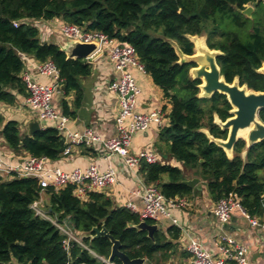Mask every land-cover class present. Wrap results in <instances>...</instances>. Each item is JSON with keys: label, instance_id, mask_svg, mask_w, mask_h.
<instances>
[{"label": "trees", "instance_id": "trees-1", "mask_svg": "<svg viewBox=\"0 0 264 264\" xmlns=\"http://www.w3.org/2000/svg\"><path fill=\"white\" fill-rule=\"evenodd\" d=\"M247 6L253 8L249 17L241 13ZM32 19H60L131 45L144 72L170 105L168 125L159 131L160 143L174 159L194 170L213 202L232 193L248 216H264V140L249 148L238 140L231 159L209 141L202 129L215 139L227 138V131L214 118L224 122L231 117L232 108L219 93L197 97L201 81L189 76L195 65L178 64L170 44L175 43L182 54L192 55L188 36H204L206 46L220 52L215 60L226 83L237 78L240 85L264 92V75L258 72L264 63V0H0V102L13 105L16 95H28L21 80L23 54L38 62L51 60L64 95L73 93L77 107L82 99L79 79L90 75V64L67 59L59 46L41 42L38 29L26 23ZM63 114L73 115L65 103ZM258 118L264 123V109ZM0 136L16 155L54 160L62 156L58 150L65 148L54 127L22 135L16 121L4 122L1 115ZM139 171L167 199L189 198L196 192L182 183L186 180L182 172L169 164L142 162ZM73 191L68 185L44 192L49 196V214L66 222L75 234L86 236L93 227L104 225L128 258L155 264L166 261L175 248L178 229L156 230L150 239L146 231L134 227L141 222L138 214L115 207L102 192H91L80 200ZM40 194L34 179L0 178V264H104L74 241L64 249L65 237L30 209ZM82 244L97 256L108 258L110 254L111 244L104 237H85ZM113 263L121 264L116 259Z\"/></svg>", "mask_w": 264, "mask_h": 264}, {"label": "built area", "instance_id": "built-area-1", "mask_svg": "<svg viewBox=\"0 0 264 264\" xmlns=\"http://www.w3.org/2000/svg\"><path fill=\"white\" fill-rule=\"evenodd\" d=\"M13 25L17 26V23ZM56 38L60 40L61 44L65 42L95 44V52L86 61L101 54H107L110 58L114 70L118 73V77L108 85V91L115 94L118 99L119 109L115 118L116 135L101 140L90 128H86L82 132H73L67 128V117L58 113L52 106L53 94L58 89L61 80L59 72L51 60L33 65L38 74L52 79L51 85L37 84L30 79L28 73H21V80L28 93L25 104L32 110L37 111L40 121L53 122V127L59 132L65 144L62 156H68L75 146L100 142L107 159L115 155L122 160L128 171L139 182V189L132 192V195L142 202L143 208L139 216L141 221L156 222L160 217L170 218L168 209L180 206L182 202L177 198H165L156 186L147 184L139 172L142 162L155 164L159 162L158 157L152 151L142 150L137 154L130 151L132 137L135 133L147 130L151 124L161 129L164 121V114L159 109L148 113L136 111L137 97L141 90L127 68L134 67L142 73L145 72L138 61L135 49L131 45L120 44L101 32L86 30L62 21L57 26ZM39 39L43 41L40 33ZM20 56L23 61L26 60V55L20 54ZM3 143L4 141L0 136V146ZM47 160L45 157H33L27 154L18 162L11 163L0 156V178L4 180L12 178L34 179L37 181L41 193L47 189L58 191L70 185L74 187V195L80 200H86L89 193L102 192V190L116 182L115 170L111 166H108L104 172H99L94 165L65 172L57 167L48 166L46 164ZM41 207L40 197L30 205V209L35 216L50 222L65 237L63 240L65 250L68 249L69 243L74 241L104 264H114L109 262L107 258L97 256L88 249L82 244L81 239H78V236L82 235L75 234L66 222H60L56 216L49 214V209L46 208L43 211ZM126 208L135 213L133 204L127 203ZM234 209L239 210L251 226L264 230V223L259 222L255 217L248 216L232 193L216 202L213 216L220 224H227ZM171 222L174 226H178L176 220L171 219ZM185 251L190 256L188 264H253L249 260L248 249L236 243L232 238L225 236L221 238V244L218 247L220 256L218 257L213 256L201 242L193 238L189 239Z\"/></svg>", "mask_w": 264, "mask_h": 264}, {"label": "crops", "instance_id": "crops-1", "mask_svg": "<svg viewBox=\"0 0 264 264\" xmlns=\"http://www.w3.org/2000/svg\"><path fill=\"white\" fill-rule=\"evenodd\" d=\"M60 22V19L40 20L38 26H35L43 40L40 41L46 43L51 41V43L60 46V40L56 38L57 26ZM87 62L91 66V71L89 76L79 79L82 90L80 105L74 107V94L64 95L60 82L58 89L53 94L52 106L58 113L63 114V103H65L69 111L73 112V115L70 116L63 114L67 117L66 126L70 131L82 132L84 129L90 128L101 140L112 138L116 135L115 118L119 106L117 96L108 91V85L118 77V73L114 70L107 54L96 55ZM36 63L38 61L27 56L26 60L23 61L22 73H28L30 79L37 84L51 85V78L36 72L33 67ZM127 70L141 90L137 97L136 111L148 113L159 109L164 114L163 126L168 125L167 115L170 111V105L164 98L162 90L153 83L148 74L142 73L134 67H128ZM0 115L4 122L16 121L22 135H27V126L30 122H38L41 129L48 126L53 127L51 121H40L37 111L29 108L25 104V97L21 95H16V103L13 105L0 102ZM159 131L160 128L151 124L147 130L135 133L132 137L131 153L137 154L142 150L152 151L159 158V163L163 164L164 160L155 152L156 149H164L159 140ZM0 156L7 162L15 163L27 154L16 155L3 143L0 146ZM165 157L166 160H172L168 155ZM46 164L65 172H71L76 168L84 169L89 165H94L99 172H104L108 166H111L115 170L116 182L102 190V193L112 201L115 207H126L127 203H131L135 207V213L138 216L141 215L142 202L132 195V192L139 189L137 178L128 171L118 156L114 155L107 159L100 142L75 146L68 156H60L54 160L48 159ZM171 166L176 167L175 162ZM193 178L198 177L192 175L186 180ZM200 186V190L193 188L196 192L194 191L191 197L177 198L182 202V205L168 209L170 218L176 220L178 226H174L170 218L160 217L154 222L157 225V230L163 232L172 227L179 230L178 239L173 241L175 248L169 252L170 255L166 261H160L158 264H188L190 256L185 251V247L190 238L201 242L206 250L218 257L220 256L218 247L223 236L230 237L236 243L247 248L251 263L264 264V230L251 226L237 209L231 212L227 224H220L213 216L216 203L210 199L202 180H200ZM40 200L45 207L48 206L49 196L45 192L40 194ZM257 219L264 223V216ZM144 264L155 263L145 261Z\"/></svg>", "mask_w": 264, "mask_h": 264}, {"label": "water", "instance_id": "water-1", "mask_svg": "<svg viewBox=\"0 0 264 264\" xmlns=\"http://www.w3.org/2000/svg\"><path fill=\"white\" fill-rule=\"evenodd\" d=\"M252 10L253 8L251 6H247L241 13L249 17ZM188 39L193 44L192 55H184L175 43L170 42V44L178 57V64L195 65L189 70V76L193 80L201 81V84L198 86L199 94L197 97L209 98L214 93H219L226 97L227 102L232 108L229 111L231 117L224 122H221L216 116L214 118L215 124H217L221 130L227 131V138L225 140L213 138L204 129H202L201 132L207 136L210 142L222 148L227 158L231 159L233 147L238 140H243L246 148L264 140V123L258 118V112L264 109V92H255L248 89L246 85H240L237 78H234L233 82L230 84L226 83L224 78L220 75L219 67L215 60L216 56L220 55V52L210 50L206 46L204 36H188ZM198 40H201L202 44H198ZM59 48L67 59L86 60L95 52L96 45L65 42L61 44ZM258 72L264 75V63ZM27 127L28 136H32L41 130L38 122H30ZM241 133H245V135L241 136ZM58 152H62V149H59ZM245 154L246 151H243L241 154L242 159H244ZM182 183L191 188H196L197 190L201 189L200 180L198 178L184 180ZM262 197L264 198V194ZM134 227L138 230L146 231L150 239L153 238V233L157 230L156 224H149L146 221H141ZM85 237H88L90 240L99 237L108 239L111 244L110 254L107 258L109 262H113L115 259L121 264H144L145 262V259L142 258H128V256L121 251L120 242L109 234L104 225L93 227L89 235H83V238Z\"/></svg>", "mask_w": 264, "mask_h": 264}, {"label": "rangeland", "instance_id": "rangeland-1", "mask_svg": "<svg viewBox=\"0 0 264 264\" xmlns=\"http://www.w3.org/2000/svg\"><path fill=\"white\" fill-rule=\"evenodd\" d=\"M39 21H40V20L32 19V20H27L26 23L29 24V25L35 26L36 24L39 23ZM50 43H51V41H50ZM172 43H173V42H172ZM163 146H164V147H163V148H164L163 150L156 149L155 152H156L159 156H161V158L164 160V163H165V164H169V165H171L173 162H175L176 167L182 172V174L184 175L185 179H187L188 177H191V176L194 174V170L190 169V168H189L188 166H186L184 163L179 162V161H177L176 159H174V158L170 155V153H169V151H168V147L165 146V145H163ZM166 155H168L172 160H171V161L166 160V159H167V158L165 157ZM158 159H159V158H158ZM171 162H172V163H171ZM206 192H207V190H206ZM41 209H42L43 211L46 210V207H45L44 204H42ZM80 237H81V238H80ZM80 237L78 236V239H81V241H82L83 236H80Z\"/></svg>", "mask_w": 264, "mask_h": 264}, {"label": "bare ground", "instance_id": "bare-ground-1", "mask_svg": "<svg viewBox=\"0 0 264 264\" xmlns=\"http://www.w3.org/2000/svg\"><path fill=\"white\" fill-rule=\"evenodd\" d=\"M197 43H198V44H202V43H201V40H198ZM197 46H199V45H197ZM199 48H200V47H199ZM240 135H241V136H244L245 133H241Z\"/></svg>", "mask_w": 264, "mask_h": 264}]
</instances>
